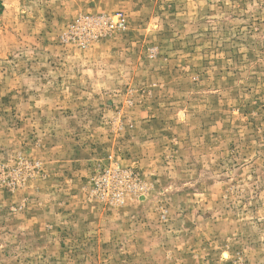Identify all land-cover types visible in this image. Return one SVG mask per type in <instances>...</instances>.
I'll use <instances>...</instances> for the list:
<instances>
[{"label":"rangeland","instance_id":"rangeland-1","mask_svg":"<svg viewBox=\"0 0 264 264\" xmlns=\"http://www.w3.org/2000/svg\"><path fill=\"white\" fill-rule=\"evenodd\" d=\"M0 264H264V0H0Z\"/></svg>","mask_w":264,"mask_h":264},{"label":"built area","instance_id":"built-area-1","mask_svg":"<svg viewBox=\"0 0 264 264\" xmlns=\"http://www.w3.org/2000/svg\"><path fill=\"white\" fill-rule=\"evenodd\" d=\"M124 22L125 19L120 14L115 18L109 15H93L79 19L75 28L80 34V43L84 45L91 39L107 35L114 28L124 25Z\"/></svg>","mask_w":264,"mask_h":264}]
</instances>
